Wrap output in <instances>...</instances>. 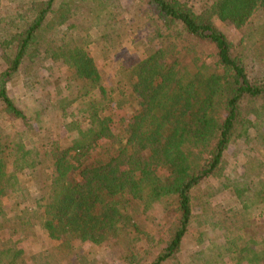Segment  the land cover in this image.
<instances>
[{
  "label": "trees",
  "instance_id": "obj_1",
  "mask_svg": "<svg viewBox=\"0 0 264 264\" xmlns=\"http://www.w3.org/2000/svg\"><path fill=\"white\" fill-rule=\"evenodd\" d=\"M0 1V264H26L19 242L36 228L68 251L75 241H113L125 263L138 264L154 237L134 212L158 205L168 239L149 264L176 260L197 200L201 222L222 237L199 252V264H264V0H144L160 24L144 53L120 57L109 76L89 48L111 40L120 0ZM221 24L247 29L235 43ZM60 27L53 45L48 34ZM42 44L51 64L65 67L53 82L26 77ZM200 44L214 49V62ZM22 76L18 99L9 88ZM238 139L263 151L250 158V178L226 171ZM223 191L227 213L208 214Z\"/></svg>",
  "mask_w": 264,
  "mask_h": 264
},
{
  "label": "rangeland",
  "instance_id": "obj_2",
  "mask_svg": "<svg viewBox=\"0 0 264 264\" xmlns=\"http://www.w3.org/2000/svg\"><path fill=\"white\" fill-rule=\"evenodd\" d=\"M0 2L2 3L3 1ZM12 2L18 4L19 0ZM146 9L147 6L144 0H120L117 14L118 25L116 26V30L113 31L111 40L108 42L104 41L105 43H93L90 46L89 50L91 54L95 56L97 64L104 73V76H109L111 74L114 67L113 65L120 57H127L134 54L142 55L144 53V44L146 40L154 36L156 27L160 24L159 21L145 12ZM142 12L145 13L142 14ZM82 13L83 14H79L72 20V22H75L77 25V30H83L85 26L83 18L86 12L82 11ZM252 21L253 24L258 23L260 21L259 15L254 16ZM220 27L235 43L240 41L247 29V26L242 29H235L234 27L224 24H221ZM62 30V27L52 30L47 37L49 42L52 41L54 45V41L59 40L63 34ZM136 35L140 36V38L134 42L133 40ZM179 42L183 53L182 60L187 62L190 60V54H188V52L192 50L194 41L191 38H187ZM43 44L39 52L36 51V59L34 61L27 60V66H29V68L25 70L26 77L29 75L32 81L37 82L45 83L47 80L53 82V77L60 76L64 73L65 67L59 65L60 63L58 65L51 64L50 59L44 52L47 44ZM198 52L203 58L214 62L215 51L211 47L200 44L198 45ZM1 68L2 66L0 65V69ZM23 80L24 76H22V79H16L9 88L10 94L18 99L22 97L21 94L24 91ZM7 128L10 129L7 130L11 133L14 131V127L11 124H9ZM242 142V139H238L230 146L226 153L225 167L229 175L234 177L247 170L248 178H250L255 172V168H250L252 165V162H249L250 158H260V154L263 151H260V145L252 147V145L248 146ZM261 149L264 150V147H261ZM218 182V179H212L209 183L212 185H219ZM231 203L228 192H218L217 195L211 199L208 214L211 215L215 212L216 216L222 217L225 211L227 213V205ZM6 205L9 206L8 201H6ZM195 205V218L181 254L176 260L167 261L163 264H199V261H196L199 252L203 248L211 246L214 239L218 237V233L212 228L206 227L201 222L204 218L202 200H197ZM166 216V213L159 205L149 213H143L141 211L134 212V218L138 225L154 237L153 241H149L146 246L149 253H145L143 259L138 264H149L156 252L162 249L166 244L168 239ZM257 220L260 222V220L263 221L264 218L260 219V217H258ZM15 238L18 237L16 236L14 239ZM221 238L222 237H218L217 242L221 241ZM74 245L76 248H74L73 251L59 248L56 245L54 246L46 237L39 235L38 228L33 231L31 230L29 236L19 242V246L26 251V264H129L125 263L120 258V247L115 242L113 243V241L103 243L97 247L93 246L91 243L79 241H75ZM227 264H229V262Z\"/></svg>",
  "mask_w": 264,
  "mask_h": 264
}]
</instances>
